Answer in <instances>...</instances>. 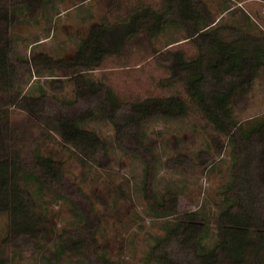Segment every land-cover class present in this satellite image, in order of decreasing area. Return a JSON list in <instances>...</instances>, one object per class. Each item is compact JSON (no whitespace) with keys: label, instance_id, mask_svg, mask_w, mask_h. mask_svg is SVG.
<instances>
[{"label":"trees","instance_id":"1","mask_svg":"<svg viewBox=\"0 0 264 264\" xmlns=\"http://www.w3.org/2000/svg\"><path fill=\"white\" fill-rule=\"evenodd\" d=\"M49 1L13 0L8 5L0 0V215L5 216V224L0 226V264H9L5 252L11 251L9 246L17 239L32 240L33 245L44 241L45 216L36 206L32 182L61 196L69 194L78 216L76 229L61 234L56 258L67 254L90 264H118L101 251L95 205L85 197L82 186L68 181L64 161L46 151L45 139L38 137L31 144L20 139L9 107L26 110L49 131L47 135L55 132L83 163H102L108 151L107 142L96 129L85 125L88 121L103 118L112 122L119 142L125 126L133 125V138L143 141V127L148 121L177 119L189 113L190 101L171 94L132 100L129 112L120 116L123 99L104 80L91 74L108 56L120 54L136 35L146 33L155 37L170 26L183 28V38L194 43L197 53L187 57L183 49L164 52L170 75L163 84L181 82L192 103L212 126L229 135L235 148H239L231 183L234 191L227 195L231 202L218 214L222 237L213 246L207 244L206 220L192 210L167 226V232L152 245L151 252L163 264H183L170 251L172 244L179 241L194 249L198 264H264V219L257 209L256 197V189L264 184V146L257 153L252 146L264 142V115L240 119L234 99L253 89L264 66V31L257 34L248 28L218 23L212 19L204 0H162L160 8L150 4L134 6L117 20L93 23L69 56L54 57L42 52L33 56L37 68L46 65L66 70L62 75L73 80L76 98L71 102L79 99L86 107L68 110L63 106L71 102L64 98L56 104L45 91L27 94L22 90L9 34L17 11L23 8L38 14ZM228 27L236 32L233 39L222 35ZM51 79L54 87L63 86L59 78ZM77 195H82L85 202L75 200ZM170 204L158 202L154 208L160 215H175L176 196L170 198Z\"/></svg>","mask_w":264,"mask_h":264},{"label":"rangeland","instance_id":"2","mask_svg":"<svg viewBox=\"0 0 264 264\" xmlns=\"http://www.w3.org/2000/svg\"><path fill=\"white\" fill-rule=\"evenodd\" d=\"M204 1L212 19L218 23L248 28L257 34L264 31V0ZM12 2L5 0L8 5ZM141 4L160 8L162 0H50L38 14L21 8L15 13L9 34L20 74V80L19 76L15 78L21 82L22 90L27 94L45 91L56 104L63 98L69 103L73 101L76 98L74 82L62 75L66 70L46 65L37 68L32 62L33 56L41 52L54 57L69 56L93 23L117 20ZM233 30L230 27L223 30V37L233 39L236 35ZM183 34L185 30L177 26H170L155 37L140 33L127 42L120 54L108 56L91 71L94 78L104 80L125 102L120 116L129 112V102L135 99L175 94L191 103L185 116L145 123L143 141L133 138V125L125 126L119 142L112 122L103 118L88 121L85 125L96 129L107 142L108 151L102 163L91 160L83 163L55 132L47 135L49 131L26 110L14 105L9 107L20 139L26 144L38 137L45 139L46 151L64 161L68 181L82 186L85 197L95 205L96 235L101 251L118 264H163L153 256L151 247L165 235L172 221L184 218L188 211H197L200 219L205 218L207 244L213 246L222 237L218 214L231 202L227 195L234 191L231 183L239 146L235 148L229 135L212 126L192 103L181 82L163 84L170 75L168 61L162 56L164 52L183 49L187 57L197 53L194 43L184 39ZM52 76L62 80L63 86L54 87ZM234 99L240 119L264 115V66L253 89ZM63 107L80 109L86 104L77 99ZM252 146L257 153L264 142L258 141ZM253 163L257 165L254 157ZM40 187L37 182L31 184L36 206L45 216L44 241L33 245L32 240L17 239L9 246L11 251L5 252L6 262L90 264L67 254L54 256L61 234L74 231L79 220L69 194L61 196L53 189ZM256 195L257 209L264 219V184L256 189ZM175 196V215H160L154 205L158 207V202L164 201L171 206L170 198ZM74 199L85 202L82 195ZM4 224L5 216L0 215V226ZM23 248L26 250L21 252ZM170 251L183 264H198L194 249L182 242H174Z\"/></svg>","mask_w":264,"mask_h":264}]
</instances>
